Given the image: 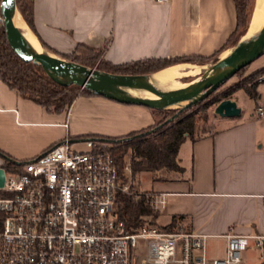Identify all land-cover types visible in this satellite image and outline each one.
Here are the masks:
<instances>
[{
  "label": "crops",
  "instance_id": "1",
  "mask_svg": "<svg viewBox=\"0 0 264 264\" xmlns=\"http://www.w3.org/2000/svg\"><path fill=\"white\" fill-rule=\"evenodd\" d=\"M236 27L234 0H169L165 4L153 0H34V37L39 44L55 56L70 55L77 45H84L101 51V59L114 65L210 58L222 50ZM251 67L254 72L263 70L264 58ZM256 89L259 98L251 114L221 117L220 124L226 126L211 129L195 142L187 140L179 153L183 172L163 173L151 191L165 196L167 225L176 222L180 232L209 236L206 252L210 260L225 257V235L230 230L264 236V120L256 115L264 108V82ZM87 104L80 103L77 109L74 100L66 112L48 113L0 80V167L7 160L19 163L34 158L65 137L71 138L69 121L79 116L78 110L81 115L83 110L90 111L84 114L101 121V129L93 132L110 138L156 123L150 109L96 97ZM243 262L264 264V252L254 240Z\"/></svg>",
  "mask_w": 264,
  "mask_h": 264
},
{
  "label": "built area",
  "instance_id": "2",
  "mask_svg": "<svg viewBox=\"0 0 264 264\" xmlns=\"http://www.w3.org/2000/svg\"><path fill=\"white\" fill-rule=\"evenodd\" d=\"M256 115L264 120V108ZM1 168L0 264H245L252 240L264 252V236L230 230L225 257L210 260L206 234L151 223L129 227L115 210L119 193L146 195L157 211L165 208V196L136 190L129 167L123 184L110 146L99 138L65 137L34 158Z\"/></svg>",
  "mask_w": 264,
  "mask_h": 264
},
{
  "label": "trees",
  "instance_id": "3",
  "mask_svg": "<svg viewBox=\"0 0 264 264\" xmlns=\"http://www.w3.org/2000/svg\"><path fill=\"white\" fill-rule=\"evenodd\" d=\"M1 1V0H0ZM237 13V27L229 38L227 44L220 52L236 46L246 36L256 0H234ZM16 9L23 18L28 28L37 37L34 28V0H16ZM42 47L45 45L40 41ZM47 49V48H46ZM83 49L91 54L88 60H102L101 51L77 45L74 52ZM213 56V57H214ZM64 57V56H60ZM211 58V57H210ZM196 59H209L199 57H181L171 60L150 59L129 64L114 65L102 60L97 69L102 72L121 75H150L167 68L192 63ZM86 67H93L86 62L72 61ZM242 71V70H241ZM264 74V69L260 71ZM0 80L10 89L15 90L23 99L32 101L43 107L48 113L60 114L66 112L72 105L80 88L75 85L61 86L52 81L44 70L33 62H23L7 43L3 23L0 22ZM243 87H237V90ZM95 96L87 90L81 94ZM247 95L255 102L259 98L257 89H246ZM192 107L173 112L169 117L158 120V114L163 110L150 109L155 116V125L139 132L131 133L118 138H106L114 146L110 147L115 164L118 167L122 183L128 182L127 167L132 178L142 174L151 173L155 180H161L163 173H181L179 153L182 145L187 141L192 142L208 135L211 130L200 126L198 112ZM202 127V128H201ZM157 130L152 132L153 129ZM104 139V138H99ZM13 162L7 160L3 166ZM116 213L129 227L143 226L150 222V217L156 218L157 213L147 203L146 195L137 199L132 195L119 193L116 199ZM158 226V225H156ZM159 227V226H158ZM165 231H179L176 222L165 227Z\"/></svg>",
  "mask_w": 264,
  "mask_h": 264
},
{
  "label": "water",
  "instance_id": "4",
  "mask_svg": "<svg viewBox=\"0 0 264 264\" xmlns=\"http://www.w3.org/2000/svg\"><path fill=\"white\" fill-rule=\"evenodd\" d=\"M16 10V0L0 1V15L7 43L23 62L39 65L58 85L65 87L75 85L80 90H87L95 96L125 105L144 106L154 110L170 109L183 103L187 104L181 110L193 107L206 100L241 70L264 55L263 26L256 34L248 36V31L229 55L220 58L212 68L207 69L187 86L175 90H163L154 82L153 74L150 77L149 75L111 74L54 57L43 51L37 52L14 26L13 16ZM134 92H146L158 98L141 97ZM215 112L222 118H237L242 114L241 108L232 100L221 102ZM156 130L157 128L152 132ZM3 181L4 174L0 167V187Z\"/></svg>",
  "mask_w": 264,
  "mask_h": 264
},
{
  "label": "rangeland",
  "instance_id": "5",
  "mask_svg": "<svg viewBox=\"0 0 264 264\" xmlns=\"http://www.w3.org/2000/svg\"><path fill=\"white\" fill-rule=\"evenodd\" d=\"M255 6H256V4H255ZM254 10H255V7H254L253 12H252L250 23L252 21L253 15H254ZM16 13H19L18 10H16ZM22 20H23V18H22ZM0 22H2L1 15H0ZM27 28H28V26H27ZM249 28H250V25H249ZM30 32L34 36V34L31 30H30ZM234 47H231V48L223 51L222 53H220L214 57H211L209 59H196V61L194 60V62H192V63H182V64L197 65L200 68V73L195 77L183 79L181 83L187 85L191 81L197 79L207 69L212 68L216 64V62L220 59L219 57L223 58L222 57L223 53L228 52V55H229L233 51ZM41 48H42L43 52L48 53L49 55H52L54 57H59V58L64 59L66 61L86 62L90 65H93V67H91V68H97L98 65H100V62L102 61V60H88L90 58L91 54L87 51H84L83 49H78L77 51L73 52L72 54L66 55L62 58L60 56L53 55L50 50H48L42 46H41ZM263 58H264V55L257 60H262ZM252 64L250 66H248L247 68L243 69L242 71H240L236 76H234L226 84H224L222 87H220L216 92H214L212 95H210L206 100H204L203 102H201V103H199V104H197L191 108L194 112H198V118H199L198 122H199L200 126L208 128L210 130L211 129L212 130H219V129L223 128L224 126H226V125L220 124L221 117L218 116L215 112L217 106L225 100L235 101L237 103L238 107L241 108L243 116L249 115L254 111L255 106H256L255 101L247 95L246 89H253L254 90L258 84H260L261 82H264V74L260 73L261 70L255 71V72L252 71V67H251ZM160 71H158L154 74H157ZM150 76H152V74H150L149 77ZM237 87H243V88L240 90H237L236 89ZM141 93H143V92H134V94L137 96H141ZM77 95H79L75 99L77 101V105H76L77 109H78V106L80 103L87 104L91 97L101 98L102 100H105L106 102L118 103V102H115L113 100H110V99H107L104 97H100V96H88V95H84L83 93L81 94V90L80 91L78 90ZM141 97H143V96H141ZM118 104H121V103H118ZM186 104L187 103H183L181 105L173 106L170 109L163 110V113L158 114V120H163L166 117L171 116L173 114V112L181 111L182 107ZM122 105H125V104H122ZM126 106H136V107H140V108H146L144 106H138V105H126ZM77 109H74L75 114L77 112L76 111ZM146 109H149V108H146ZM83 111H84L82 114L83 116L80 114L81 110L80 111L78 110L79 116H77V118H73L69 121V122H71V139L72 140H77V139L81 140V139H86V138H104L103 140L108 144V146H110V147L114 146V144L112 142L105 140L106 138H110V137L100 136V134H95L93 132L95 130L101 129V127H100L101 121H99V119H97V118H94L93 116H88V114H84V113L90 112V111H87V110H83ZM118 118H120L122 120L121 117H118ZM114 122L115 123L119 122V120H115ZM116 125H118V124H116ZM75 130L80 131V133L75 134L73 132ZM83 131H86V132H83ZM96 133H98V132H96ZM113 138H117V137H113ZM75 148L79 149V150L84 149V147L81 144H77L75 146ZM132 179H133L132 183H133L134 188L136 190H138L139 192H141L143 194H150V195L154 193V192H151L154 188V182L156 181L155 176L153 174L142 173V174H140V175H138ZM154 211L156 213L159 212V213H157V217L156 218L150 217L148 220L150 222L155 223L159 227L167 226L170 219H169V216L166 214L165 208L160 206L159 211H157V210H154Z\"/></svg>",
  "mask_w": 264,
  "mask_h": 264
},
{
  "label": "bare ground",
  "instance_id": "6",
  "mask_svg": "<svg viewBox=\"0 0 264 264\" xmlns=\"http://www.w3.org/2000/svg\"><path fill=\"white\" fill-rule=\"evenodd\" d=\"M14 26L20 30L27 42L35 49L37 52H41L42 48L37 42L35 37L32 35L30 30L27 28L26 24L22 20L19 13H15L13 16ZM264 26V0H257V6L254 11L252 21L250 23L248 35L256 34ZM228 55V52L223 54V58ZM200 73V68L197 65L192 64H182L167 68L160 71L157 74H153L154 82L163 90H175L187 86L181 83L183 79L195 77ZM141 96L157 99L158 97L150 93L143 92Z\"/></svg>",
  "mask_w": 264,
  "mask_h": 264
}]
</instances>
